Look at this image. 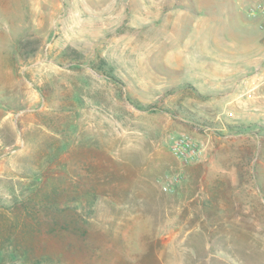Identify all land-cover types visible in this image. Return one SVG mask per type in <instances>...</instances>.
<instances>
[{
	"label": "rangeland",
	"instance_id": "obj_1",
	"mask_svg": "<svg viewBox=\"0 0 264 264\" xmlns=\"http://www.w3.org/2000/svg\"><path fill=\"white\" fill-rule=\"evenodd\" d=\"M253 1L0 0V256L19 215L43 264H264ZM49 178L83 236L17 212Z\"/></svg>",
	"mask_w": 264,
	"mask_h": 264
},
{
	"label": "trees",
	"instance_id": "obj_2",
	"mask_svg": "<svg viewBox=\"0 0 264 264\" xmlns=\"http://www.w3.org/2000/svg\"><path fill=\"white\" fill-rule=\"evenodd\" d=\"M58 185V184H57ZM54 179H40L38 184L32 186L29 190L28 196L24 200H19V204L24 210L21 213V206L17 209L18 213L25 215L26 213L33 214L37 210L51 211V223L59 230L71 231L77 236H83L86 233L87 219L77 212L78 207L82 205V197L75 196L73 198L72 210L74 217H69L67 211L68 204H61L63 201L64 191L58 189ZM16 204V203H15ZM11 208V207H10ZM29 209H32L31 211ZM26 211V212H25ZM20 216H15L18 230L12 234L10 240V250L5 251L0 256V263L2 261H9V264H43L47 256L39 254L33 246V238L31 237L35 231L34 225H29L27 222L21 224ZM24 225V226H23Z\"/></svg>",
	"mask_w": 264,
	"mask_h": 264
},
{
	"label": "built area",
	"instance_id": "obj_3",
	"mask_svg": "<svg viewBox=\"0 0 264 264\" xmlns=\"http://www.w3.org/2000/svg\"><path fill=\"white\" fill-rule=\"evenodd\" d=\"M248 14L259 16L258 27L262 31L264 37V1H253L248 7Z\"/></svg>",
	"mask_w": 264,
	"mask_h": 264
}]
</instances>
